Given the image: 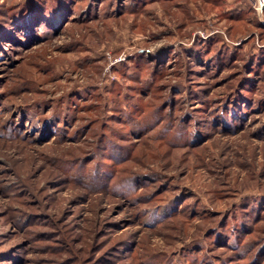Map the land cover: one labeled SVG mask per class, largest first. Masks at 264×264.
I'll use <instances>...</instances> for the list:
<instances>
[{
  "label": "rangeland",
  "instance_id": "obj_1",
  "mask_svg": "<svg viewBox=\"0 0 264 264\" xmlns=\"http://www.w3.org/2000/svg\"><path fill=\"white\" fill-rule=\"evenodd\" d=\"M0 264H264V6L0 0Z\"/></svg>",
  "mask_w": 264,
  "mask_h": 264
},
{
  "label": "built area",
  "instance_id": "obj_2",
  "mask_svg": "<svg viewBox=\"0 0 264 264\" xmlns=\"http://www.w3.org/2000/svg\"><path fill=\"white\" fill-rule=\"evenodd\" d=\"M264 6V0H255V7L256 9H262V7Z\"/></svg>",
  "mask_w": 264,
  "mask_h": 264
}]
</instances>
